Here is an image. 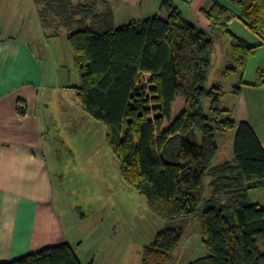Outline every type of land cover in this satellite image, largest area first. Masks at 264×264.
I'll return each instance as SVG.
<instances>
[{"label": "trees", "instance_id": "1", "mask_svg": "<svg viewBox=\"0 0 264 264\" xmlns=\"http://www.w3.org/2000/svg\"><path fill=\"white\" fill-rule=\"evenodd\" d=\"M160 2L163 16L115 27L105 0H34L41 27L53 29L50 36L59 27L70 30L66 40L79 84L69 89L82 112L104 126L124 184L161 220L200 218L206 254L189 264H264V205L251 202L252 192L264 190V149L248 123L221 108L223 88L206 86L215 31L230 41L233 65L223 69L224 78L242 79L257 47L228 28L234 15L217 4L204 13L210 28L202 30L175 0ZM236 5L239 22L262 40L264 0ZM253 86H264L263 70ZM179 97L184 108L172 118ZM230 132L233 157L214 164L216 136ZM182 236L181 228L159 231L139 264H170ZM0 264L82 263L64 243Z\"/></svg>", "mask_w": 264, "mask_h": 264}, {"label": "rangeland", "instance_id": "2", "mask_svg": "<svg viewBox=\"0 0 264 264\" xmlns=\"http://www.w3.org/2000/svg\"><path fill=\"white\" fill-rule=\"evenodd\" d=\"M105 1L110 7L112 1L117 5L115 27L125 24L126 15L139 9L133 2L121 6L120 0ZM146 1L142 0L143 3ZM71 2L76 4L85 0ZM98 6L102 3L98 2ZM3 8L7 16H4ZM17 12L20 17L15 16ZM69 31L59 27L58 35L50 36L53 29L41 27L34 0H0V34H14L21 39L27 36V44L34 54L48 57L46 62L55 68L52 70L59 86L79 84L73 53L66 40ZM215 33L216 43L206 86L223 88L225 96L221 108H225L239 80L237 75L221 76L225 67L233 65V59L226 36L220 31ZM39 34L43 38L37 48L40 41L37 39L34 43L31 36L38 38ZM46 62L42 60L41 64L47 66ZM59 86L40 93L38 104H46V107L37 113L47 120L42 143L53 178L54 206L67 234L80 242L79 250L94 255L95 264H139L143 247L149 245L159 231L181 228L182 240L173 252L170 264H189L205 256L200 218L164 221L153 215L145 199L121 180L117 159L105 142L104 126L82 112L71 89V93H64ZM179 99L183 101V98ZM183 108L180 100L175 103L172 118ZM233 138V132L217 134L219 152L214 164L227 160L232 154Z\"/></svg>", "mask_w": 264, "mask_h": 264}, {"label": "crops", "instance_id": "3", "mask_svg": "<svg viewBox=\"0 0 264 264\" xmlns=\"http://www.w3.org/2000/svg\"><path fill=\"white\" fill-rule=\"evenodd\" d=\"M238 1L175 0L174 4L186 20L202 30L210 28L204 13L215 4L223 7L234 15L228 28L248 44L257 47L247 60L242 79L233 74L239 80L235 87L237 93L232 92L224 109H230L236 121L248 123L264 149V86H253L258 70L264 71V30L261 40L239 22ZM131 2L138 4L139 9L127 14L122 26L164 15L160 0H147L144 3L142 0H120L119 5L126 6ZM112 5L115 22L118 18L117 5L113 1ZM3 14L7 16L5 8ZM15 16L20 17L18 12ZM42 36H31V39L36 43ZM224 36L228 40L231 56L229 38ZM26 37L21 39L14 34H0V262H9L45 247L68 243L82 264H95L94 255L80 251V242L72 240L67 234L54 206L53 178L42 143V131L47 120L37 111L46 107V104H38L40 93L59 85L56 84L55 68L46 62L48 57L34 54ZM40 44L41 41L37 48H40ZM42 60L47 66L41 64ZM69 87L72 86H59L62 92L71 93ZM179 100L184 104L179 98L176 103ZM232 157L231 154L227 160ZM251 202L264 205V190L252 192Z\"/></svg>", "mask_w": 264, "mask_h": 264}, {"label": "built area", "instance_id": "4", "mask_svg": "<svg viewBox=\"0 0 264 264\" xmlns=\"http://www.w3.org/2000/svg\"><path fill=\"white\" fill-rule=\"evenodd\" d=\"M183 1H190V0H183Z\"/></svg>", "mask_w": 264, "mask_h": 264}]
</instances>
